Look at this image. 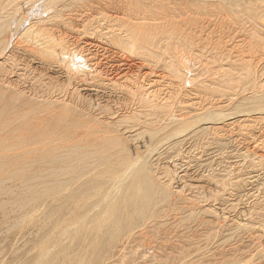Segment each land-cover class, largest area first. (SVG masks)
Here are the masks:
<instances>
[{
    "label": "rangeland",
    "instance_id": "1",
    "mask_svg": "<svg viewBox=\"0 0 264 264\" xmlns=\"http://www.w3.org/2000/svg\"><path fill=\"white\" fill-rule=\"evenodd\" d=\"M121 1H0V17L27 23L10 35L15 43L0 49V89L29 102L22 111L44 108L18 135H36L41 141L36 147L47 151L84 146L92 160L111 157L87 177L102 181L101 187L81 190L83 181L75 179L85 172L72 164L68 172L80 174L66 185L67 198L52 195L30 209L13 206L22 196L20 183L7 180L3 192H11L2 195L0 264H95L104 235L110 256L126 250L125 264H264V3L202 0L195 7L187 0ZM252 5L259 19L250 14ZM27 25L35 33L31 39L20 34ZM58 44L75 58L83 56L75 61L76 71L70 67L71 74L82 70L76 78L58 63L60 53L42 56V49ZM10 112L4 114L8 121ZM117 136L120 148L100 146ZM26 148L19 152L31 147ZM1 170L0 179L14 172ZM49 171L44 186L72 176ZM128 172L132 178L123 182ZM135 176H147V188ZM118 177L122 191L129 187L124 202L120 187H111ZM138 195L147 196L140 220L127 209ZM121 221L130 224L124 231ZM137 234L142 235L135 241Z\"/></svg>",
    "mask_w": 264,
    "mask_h": 264
},
{
    "label": "bare ground",
    "instance_id": "2",
    "mask_svg": "<svg viewBox=\"0 0 264 264\" xmlns=\"http://www.w3.org/2000/svg\"><path fill=\"white\" fill-rule=\"evenodd\" d=\"M1 1V0H0ZM75 2H76V4H78L79 2H81L82 0H74ZM190 1V3H191V1L194 3V6L196 7V5H199L200 4V2L202 1V0H187V2H189ZM216 2L217 1H223V2H230L231 0H215ZM263 3H264V0H261ZM74 2V3H75ZM148 2L150 3V2H152V3H164L165 1L164 0H148L147 2H145L144 0H122L121 1V4L122 5H127V4H130V5H132V4H134V3H138V4H141V5H146V4H148ZM185 2V1H184ZM187 2H185V3H183V2H181V4H183V5H189L190 3H187ZM73 3V2H72ZM168 3H170V2H168ZM174 3V2H173ZM220 3V2H219ZM231 3V2H230ZM257 3V2H256ZM255 3V4H256ZM180 4V3H179ZM216 4V3H215ZM217 4H218V2H217ZM192 6V5H191ZM193 6V7H194ZM228 6V5H227ZM250 7V6H249ZM249 10H250V14L252 15V17H257V19H259L258 17V7L256 6V5H252V7H250L249 8ZM260 12V11H259ZM262 13H260V15H261ZM263 16V15H262ZM8 17H10V16H3V17H0V49H2V47L4 48V46H5V44L7 45V46H9V44H11V43H9V42H12L13 41V39H14V37H13V39H12V41L10 40L11 39V36L10 35H14V36H16L17 34L16 33H18L19 31H20V27L22 26V24H24V23H26V22H24V23H22L21 24V22L20 21H18L19 19L18 18H20V17H18V18H16V19H18L17 21H16V19H14V17L15 16H13V19L15 20V22H14V24L12 23V21H14L13 19L12 20H10V23L8 22ZM260 18H262V17H260ZM21 20H22V18H21ZM24 21V20H23ZM11 24H13V25H11ZM27 24V23H26ZM26 26V25H25ZM13 27H14V29H13ZM27 29H25V31L24 32H22V33H20V34H22L21 36H23V35H28V37L31 39L32 37H33V35L35 34L34 33V30H32V28L30 27V26H28L27 25ZM26 28V27H25ZM14 31H13V30ZM13 33V34H12ZM9 35V37H6V40L4 39L5 38V36H8ZM16 38V37H15ZM17 39V38H16ZM118 41V40H117ZM13 43H15V41H13ZM12 43V45H14ZM131 46H133V45H131ZM41 52H42V56L44 57V58H46V59H52V58H54V56H55V54H56V52L57 53H60V55H62L61 57H60V59H59V61H58V63L60 64V65H64V68H66V70H67V72H68V74H69V77L70 78H76V76L79 74V72L80 71H82V70H79V72L78 73H74L73 72V74H77V75H73V74H71V68H72V70H74V71H76V68H75V61H76V59L78 58V57H73L71 54H69V53H67L66 51H65V47L62 45V44H58V45H52V46H50V45H48V46H46L44 49H42L41 50ZM63 52V53H62ZM80 57V59L82 60L83 59V56H79ZM72 58H74L73 60H72ZM80 59L78 58V60L77 61H79V62H81L80 61ZM0 60H2V58H0ZM85 61V60H84ZM0 63H1V61H0ZM83 63V62H82ZM86 63V62H85ZM84 63V64H85ZM2 64V63H1ZM77 64V63H76ZM57 67H61L60 65H57V64H55ZM79 65V67L81 66L82 67V65H81V63H79L78 64ZM78 65H76V66H78ZM71 67V68H70ZM84 67V66H83ZM62 68V67H61ZM81 69V68H80ZM84 69V68H83ZM84 71H86V68H85V70ZM80 73H82V72H80ZM68 77V78H69ZM69 78V79H70ZM261 91V90H260ZM263 96V98H264V95H262ZM258 97H259V94H258ZM258 97H257V99H258ZM259 98H261L260 99V101H262V97H259ZM9 101H11V102H9ZM12 101L14 102H18V101H22L21 102V105L20 106H18V105H15L14 103H12ZM16 102V103H17ZM29 102H26V101H23V100H20V99H18L17 98V96H16V94H11L10 92H8V91H5V90H2V89H0V106H2V105H4V104H7V109L6 108H0V173L2 172V170L1 169H6V168H12L13 169V173H11L12 175H11V178H7V179H5V178H1L0 179V211H3V212H5L4 210H5V200H4V198L2 197V195H3V193H6V192H3V191H5V184H6V181L8 180H10L11 179V181H12V179H14L15 181H17V182H19L20 183V185L18 186V189L17 190H19V192H20V194L19 195H22L21 196V198H20V200H17L16 201V199H13V201H14V203H13V206L15 207V208H20V209H22V210H25V209H30V208H32L31 206H35V205H39L41 202H46V200H48L52 195H58L59 196V198H67L65 195L67 194H65V191H66V185L68 184V182L69 181H71L72 179V181H75V180H77V181H79V179L81 180V181H83V183H82V185L80 186V188H81V190H83V191H86V190H88L89 189V186H96L97 188L98 187H101L102 186V181H100V182H98L97 180H94L93 182H91L90 180H89V178H87V177H89L90 175L92 176V175H96L97 173H96V171H97V169L100 167V165L103 163L104 164V162H107L108 163V161H109V159H111V157L108 159V158H106V157H102L103 155H105V154H103L102 156H99V158L100 157H102L101 159H97L98 158V156H97V158H94V160H92L91 158L93 157V152L92 151H88V152H84L83 150H84V146L83 147H78V146H74V147H68V148H62L63 149V151L65 150V152H63V153H59L57 150H56V148L54 147V149H51V150H44V149H40L39 147H36V145H39V144H41V141L40 140H38V137L36 136V135H29L28 137H24L23 136V134H19L18 135V133H17V131H19L22 127H24L25 126V124H27V121H28V119L30 118V117H32V116H34L35 114H37L38 112H40L41 111V108L42 107H40V106H31L27 111H22V107H23V105H25V104H28ZM72 105H73V102L71 103ZM71 104H70V106H71ZM75 104V103H74ZM81 104V103H80ZM29 105V104H28ZM79 105V104H78ZM26 106V105H25ZM44 106V105H43ZM47 106V105H46ZM75 106V105H74ZM45 107V106H44ZM163 107V106H162ZM66 108V107H65ZM65 108H63V109H65ZM76 108V107H75ZM42 109H44V108H42ZM89 109V108H88ZM87 109V110H88ZM74 110V109H73ZM7 111H11L10 112V114H12L13 116L10 118V117H8V118H10V121H8V119H6V118H4V114L7 112ZM67 112V111H66ZM92 112V111H91ZM261 112H263V111H261ZM258 114V113H257ZM9 115V114H8ZM174 119V118H173ZM205 125H206V123H205ZM203 127V126H202ZM166 129H167V127H166ZM200 129V128H199ZM203 129H208V128H203ZM205 130V131H206ZM161 131V130H160ZM197 131V130H196ZM196 131L194 132V135L196 134ZM199 131V130H198ZM202 131V129L200 130V132ZM156 132V131H155ZM154 132V133H155ZM158 132V131H157ZM156 132V133H157ZM193 132H191L192 133V135H193ZM200 132H198V133H200ZM203 132V131H202ZM128 133H130V132H128ZM160 133V132H159ZM163 133V132H162ZM107 134V133H106ZM190 134V133H189ZM189 134H186L184 137L186 138V137H189L190 135ZM109 135V134H108ZM108 135H106L107 137H109ZM149 135H150V133H149ZM198 135V134H197ZM197 135H195V136H197ZM151 136H153V134L152 135H150V137ZM157 136V135H156ZM112 137V136H111ZM191 137H194V136H191ZM191 137H189V138H191ZM110 138V137H109ZM117 138H118V136H117ZM152 138H154V137H152ZM119 138H118V140H115V139H113L112 141H113V143H110V141L108 140V141H105V139H104V142L102 141L101 143H100V146H103V148L106 150V151H111L112 149H111V144H117V146H118V148H120L119 147ZM187 140V139H186ZM181 142H179V143H182V141L183 140H180ZM50 144V143H49ZM90 144V143H89ZM66 145V144H65ZM31 147V148H28L29 150L28 151H25L24 153H20L19 152V150L21 149V150H23V148H25L26 150H27V148L26 147ZM34 146V147H33ZM48 146V145H47ZM46 146V147H47ZM64 146V145H63ZM94 146V145H93ZM97 146V145H96ZM99 146V145H98ZM52 147V146H51ZM60 147H62V146H60ZM121 147H122V145H121ZM86 149H87V147H86ZM95 149V148H94ZM93 149V150H94ZM20 150V151H21ZM60 151H62L61 149H59ZM98 150V149H97ZM100 150V149H99ZM114 150V149H113ZM113 150H112V152H113ZM24 151V150H23ZM102 151H103V149H102ZM116 151V150H115ZM122 151V153H123V151H124V149L123 150H121ZM120 152V151H119ZM119 152H117V153H119ZM6 153H8V154H6ZM10 153V154H9ZM103 153V152H102ZM105 153V152H104ZM108 153V152H107ZM111 153V152H110ZM92 154V155H91ZM96 154H97V152H96ZM120 154V153H119ZM124 154V153H123ZM101 155V154H100ZM116 155H118V154H116ZM96 156V155H95ZM119 156V155H118ZM117 156V157H118ZM114 157H115V155H114ZM124 158V157H123ZM119 160V159H118ZM124 160V159H123ZM114 161V160H113ZM110 162V161H109ZM119 161H117V163H118ZM124 162V161H123ZM106 163V164H107ZM113 163V162H112ZM120 163V162H119ZM58 164H59V167H57V169L58 170H55L56 171V175L57 176H59V175H61L60 177H62V174H64L65 176L67 175V177H68V175H72L71 176V178H69L68 179V181H63V182H56L57 180V176L55 175V174H53V175H55L54 177H53V179H55V177H56V183H54V181H53V185L51 184V183H49V184H51V185H49V184H45L46 186H44L42 183H41V181H43L44 182V180L46 179V177H48V174L49 173H47L50 169H52L53 168V170H50L51 172H55L54 171V168L56 167V166H58ZM72 164H74V166H78L79 165V167L78 168H80V165L82 166V168H81V170H80V172H85V174H82L81 176H79L78 178H76L75 179V176L77 175H79L80 174V172L79 173H76V171H70V172H68L69 170H73V169H75V167H72L73 165ZM114 164V163H113ZM56 165V166H55ZM62 165V166H61ZM132 165V164H131ZM106 166V165H105ZM104 166V167H105ZM134 166H136V165H134ZM137 166H138V163H137ZM136 166V167H137ZM33 167L35 168V167H37L38 168V172H36V171H33L32 169H33ZM73 169H72V168ZM102 167V166H101ZM115 167V166H114ZM131 167V166H130ZM128 168V170L129 171H134V170H131V168ZM30 168H32V169H30ZM71 168V169H70ZM77 168V169H78ZM103 168V167H102ZM117 168V167H116ZM132 168H133V165H132ZM138 168V167H137ZM100 169V168H99ZM133 169H135V171L134 172H136V171H138L136 168H133ZM49 171V172H50ZM140 171V170H139ZM51 172H50V174H51ZM133 172V175L134 174H136V173H134ZM70 173V174H69ZM143 173V172H142ZM128 174V176H125V179L123 180V182H126L127 181V179L128 178H130L131 176H132V172H128L127 173ZM139 174V173H138ZM2 175V174H1ZM0 175V176H1ZM129 175H131V176H129ZM137 175V174H136ZM140 175V174H139ZM146 175V174H145ZM107 176H111L110 174H107ZM120 176V175H119ZM142 176H143V174H142ZM142 176H139V177H137V176H135V178H136V182H138L140 185L142 184V186L144 185L146 188H147V183H150V182H148L147 180H145V177H147V176H144V177H142ZM2 177V176H1ZM60 177H59V179H60ZM101 177H103L104 178V176H101ZM49 178V177H48ZM66 178V177H65ZM119 178L120 177H118V180L117 179H115V180H117V182L115 181V184L116 185H114V183H113V185L111 186V187H113V189L115 190V188L117 189V187L119 186L118 185V181H119ZM132 178V177H131ZM50 179H51V177H50ZM52 179V180H53ZM63 179H64V177H63ZM75 179V180H74ZM147 179V178H146ZM114 181V180H113ZM80 182V181H79ZM122 182V184H126V183H123ZM135 182V183H136ZM39 183H41L42 185H39L40 187L42 186V189H39V186L37 187V184H39ZM70 185H71V182L69 183ZM69 184H68V188H69ZM110 184V183H109ZM137 184V183H136ZM78 184H76V186H77ZM135 185V184H134ZM150 186V185H149ZM9 187V186H8ZM36 187L39 189V191H37L36 190ZM110 187V188H111ZM120 188H118V190H120V193H122V195H121V198H120V201L121 202H124L125 200H128V196H129V187L127 186L126 188H124V190L122 191V188H121V186H119ZM17 188V187H16ZM74 188V187H73ZM95 188V187H94ZM104 188V187H103ZM110 188H109V190H110ZM7 189V188H6ZM112 189V188H111ZM112 189V190H113ZM11 190V189H10ZM68 190V189H67ZM76 190V189H75ZM13 191V190H12ZM79 191V190H78ZM132 191H134V190H132ZM142 191V190H141ZM156 191V190H155ZM11 192V191H10ZM9 192V193H10ZM13 192H15V191H13ZM72 192V191H71ZM74 192V191H73ZM72 192V193H73ZM117 192V191H116ZM137 192V191H136ZM151 191H150V189H149V193H150ZM9 193H6V194H9ZM76 193H77V191H76ZM85 193V192H84ZM99 193V192H98ZM112 193V192H111ZM117 193H119V192H117ZM148 193V190H147V196L148 195H150ZM153 193H154V191H153ZM153 193H152V195H153ZM78 194L80 195L81 194V192H78ZM136 194V193H135ZM139 194V193H138ZM141 194V193H140ZM10 195V194H9ZM19 195L18 196H16L17 197V199H18V197H19ZM82 195V194H81ZM98 195V194H97ZM110 195H112V194H110L109 193V196ZM142 195V194H141ZM4 196H6L5 194H4ZM13 196H14V194H13ZM58 196H56V197H58ZM63 196V197H62ZM70 196H72V195H69V197ZM87 196V195H86ZM147 196L145 195V196H139L138 195V198L135 200V203H136V205L134 206V205H131V204H128L127 205V209L128 210H130L131 209V211L132 212H134L133 214H129V215H131L132 217H136V218H138L139 220L144 216V213H145V210H146V199L145 198H147ZM7 197H9V196H7ZM12 197V196H11ZM15 197V198H16ZM75 197V196H74ZM113 197V196H112ZM52 198V197H51ZM50 198V199H51ZM83 198V197H82ZM132 198V197H131ZM81 199V198H80ZM12 200V199H11ZM52 200V199H51ZM8 204H9V202L8 201H6ZM65 202V201H64ZM63 202V203H64ZM113 203H114V201H112ZM113 203H111V204H113ZM12 204V203H11ZM10 204V205H11ZM109 205V206H112V205ZM8 206V205H7ZM6 206V207H7ZM12 206V205H11ZM12 206V207H13ZM60 206V205H59ZM58 207V206H57ZM59 208H61V207H59ZM124 208H126V205L124 206ZM19 209V210H20ZM56 209V208H55ZM99 209V208H98ZM97 209V210H98ZM152 209V208H151ZM16 210V209H15ZM21 210V211H22ZM118 210H120L119 208H118ZM124 210H126V209H124ZM18 211V210H17ZM34 211H36V210H34ZM66 211V210H65ZM95 210H93V212H94ZM15 212V211H14ZM20 212V211H19ZM30 211H28V213H29ZM86 212L88 213V215L86 214L85 216L86 217H84L85 219H87V220H85V221H87V222H90V219L92 220L93 218H90L89 216V214L91 213H89V210L88 209H86ZM107 212V211H106ZM151 213H152V211H150ZM28 213H26L25 215H27ZM11 214H12V211H11ZM150 214V213H149ZM9 215V214H8ZM14 215V214H13ZM106 215V214H105ZM118 215V214H117ZM12 216V215H11ZM103 216H104V214H103ZM102 216V217H103ZM17 219V218H16ZM96 219V222L98 221V218H95ZM103 219V218H102ZM115 219H117V217H114V220ZM144 219V218H143ZM20 220V219H19ZM82 221H83V219H82ZM85 221H83V222H85ZM20 221H18V223H19ZM121 222H126V221H121ZM17 223V222H16ZM115 223H116V220H115ZM17 225V224H16ZM19 225V224H18ZM159 225V224H158ZM157 225V227H159ZM14 226V225H13ZM12 226V227H13ZM128 226H130V224L129 223H127L126 222V224L125 223H121V226H119V228H121L123 231L124 230H126V228L128 227ZM19 227V226H18ZM155 229V228H154ZM132 231V230H131ZM106 235H109V233L108 232H106ZM142 234H137V235H134L133 237L134 238H137L135 241H137V240H139V237L141 236ZM189 239V238H188ZM208 239V238H207ZM108 240V241H107ZM162 240V239H161ZM183 240V239H182ZM109 241H110V239L109 238H107V239H105V235L103 236V239H102V241H101V243H100V245H98V247L96 248V252H97V260L95 261V264H125L126 262H128V261H126L127 260V258H128V253L126 252V250H123L122 251V253H121V250H119L118 251V249H117V252L115 251V252H112V254H111V256H110V254L108 253V251H107V246H108V244H109ZM170 241V240H169ZM173 240H171V242H172ZM185 241V240H184ZM173 244V243H172ZM190 245H191V243H190ZM196 245V244H195ZM141 245H139L138 247H140ZM124 247V246H123ZM197 248V247H196ZM93 249V248H92ZM179 252V251H178ZM87 253V252H86ZM184 253H185V251H184ZM195 253V252H194ZM145 254V253H144ZM186 254V253H185ZM138 255V254H137ZM176 255H178V254H176ZM181 255V254H180ZM196 255V254H195ZM96 256V255H95ZM147 256V255H146ZM141 257V256H140ZM86 258H88V257H86ZM153 258V257H152ZM170 258V257H169ZM199 258V257H198ZM95 259H96V257H95ZM139 259V258H138ZM189 259V258H188ZM200 259V258H199ZM88 260V259H87ZM145 260V259H144ZM174 260V259H173ZM186 260V259H185ZM193 260V259H192ZM197 260V259H196ZM163 263V262H162ZM175 263V262H174ZM129 264H146V262L145 263H139V262H136V260H134L133 262H131V263H129ZM151 264V263H150ZM177 264H179L178 262H177ZM181 264H186V262H181ZM198 264V263H197Z\"/></svg>",
    "mask_w": 264,
    "mask_h": 264
}]
</instances>
